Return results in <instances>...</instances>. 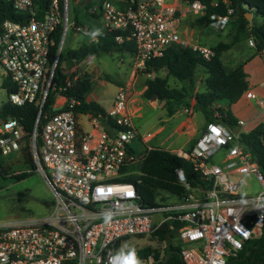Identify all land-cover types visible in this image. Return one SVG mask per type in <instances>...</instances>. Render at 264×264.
<instances>
[{"label":"built area","instance_id":"1","mask_svg":"<svg viewBox=\"0 0 264 264\" xmlns=\"http://www.w3.org/2000/svg\"><path fill=\"white\" fill-rule=\"evenodd\" d=\"M7 1L17 11H24L27 18L22 22L7 19L1 26L0 79L9 92L7 103H33L39 116L49 90L56 85L53 74L58 52L74 23L68 21L67 0H63L62 8L59 0H51L41 17L34 0ZM221 2L226 12H213L206 21L208 28L216 32L224 29L234 14L230 0ZM218 3L213 0L211 4ZM97 10L104 28L121 31L135 42L131 81L117 87L113 103L106 110L114 126L83 113L90 126L89 130L83 129L72 110L79 102L61 92L72 87L81 72L70 77L74 70L64 71L67 76L52 104L56 111L45 116L40 125L37 119L28 138L32 161L51 190L49 212L0 219V264H118L115 253L119 240L151 235L164 225L176 230L185 264H227L247 240L264 233V171L241 141L244 121L237 119L235 127L219 119L207 123L186 151L150 146L142 151L135 142L144 145L154 134L140 136L132 120L135 94L137 97L147 88L143 83L139 91L135 90L133 76L143 73L147 60L162 56L173 44L190 47L205 60L215 55L213 48L196 40L180 24L181 16L205 15L206 5L199 0H130L125 8H118L111 0H103L99 9L97 5L88 8L89 13ZM58 25L62 26L61 41L50 64L49 51ZM75 30H82V26ZM117 40L122 42V36ZM247 43L256 45L252 36ZM260 52L264 55V49ZM143 75L153 76L150 72ZM247 95L256 98L251 92ZM258 102L261 104L262 99ZM192 109L189 106L178 112L190 114ZM214 115L219 117V111ZM24 136L18 119L2 118L0 155L22 153ZM152 149L189 161L201 182L191 185L183 170L176 168L184 193H168L175 201H161L152 207L143 204L135 183L120 178L126 174L122 170L125 166L140 164ZM247 176L258 182V191L242 190Z\"/></svg>","mask_w":264,"mask_h":264},{"label":"trees","instance_id":"2","mask_svg":"<svg viewBox=\"0 0 264 264\" xmlns=\"http://www.w3.org/2000/svg\"><path fill=\"white\" fill-rule=\"evenodd\" d=\"M103 0H88L82 10V18L76 13L73 21V30L77 26L87 24L90 38L79 44L76 48H66L63 51L61 47L56 59L53 81L56 84L54 89L49 90L46 100L43 104L41 114L38 116V107L33 103L23 106L4 103L0 106V118H15L23 125L24 147L19 155L11 154L6 157H18L19 163L10 167H5L0 155V176L11 177L19 181L36 171L35 164L32 161L28 138L33 131L35 121L38 119L40 125L45 120V116L55 112L52 108L58 86L63 84L67 71L79 65L85 58L97 56L101 53L117 54L119 56L135 52V42L133 39H127L126 34L117 30H108L97 23L100 19V11L89 13L88 8L97 5L100 8ZM118 8H125L130 0H111ZM194 1V0H182ZM206 5L205 15L196 17L192 25L199 27H208L206 21L213 12L224 14L225 5L219 0L217 6L211 3L213 0H199ZM51 0H34L38 16L44 15L48 9ZM62 8L63 0H59ZM230 6L234 9V14L227 25L234 29L230 42L219 41L211 48L215 55L210 60L203 59L196 51L190 47L181 45H170L163 52L162 56L147 60L145 62L144 72L153 74L151 78H145L147 88L142 92L145 99L156 97L157 101L162 103V108L168 116L174 115L182 108L190 106L194 99L193 109L199 112L204 120V125L211 121L220 120L229 127L237 125V118L232 114L229 106L239 100L244 91L248 89L247 73L244 71L245 62L234 68H228L221 59L224 51L229 50L241 38L252 36L255 40V53L261 55L264 49V0H230ZM252 14L251 19L247 18V13ZM27 18L24 11H17L7 0H0V29L3 22L7 19L22 22ZM62 36V26L58 25L54 34V45L49 51V63L53 64L59 43ZM122 36L123 41L119 42L117 37ZM64 41V40H63ZM63 44V43H62ZM64 52V54H63ZM63 54V55H62ZM264 61V55H261ZM63 57V59H62ZM65 62V66L62 63ZM203 71L204 77L199 90H196V73ZM66 71V73L64 72ZM78 71L74 70L70 77L76 75ZM106 80L110 81L109 77ZM176 81V84H171ZM142 83V84H143ZM5 84H8L5 81ZM141 84V85H142ZM93 82L89 73L83 72L78 75L75 84L61 91L68 99H75L79 103L74 105L72 110L76 113H90L97 117L103 124L114 126L112 118L108 117L105 109L96 101H88L86 98L92 91ZM10 90V89H9ZM220 103V107H214V104ZM65 108L67 106L65 105ZM219 111V117L214 115ZM241 141L246 151L250 152L252 159L264 171V121L248 132L241 133ZM191 147V146H190ZM24 162V163H23ZM22 164H28L31 171H18L15 168ZM136 166L138 174L131 170L132 166H125L122 170L126 174L120 178V181L134 182L138 197L141 202L148 207L155 206L158 201H162L163 193L182 195L185 191L184 186L178 181L175 174L176 168H181L187 182L196 185L200 181L199 175L194 171L191 163L174 154L162 149L150 150L145 159ZM24 199V198H23ZM22 199V200H23ZM22 200H18L14 208H21ZM47 206L50 201H45ZM176 230H169L164 225L159 230L151 234L160 242H167L162 251L145 246L142 248L120 249V240L116 244V257H122L133 261H148L152 258L151 264H185L181 258V246L175 238ZM174 241V242H173ZM66 264H72L67 262ZM227 264H264V233L259 237L247 240L242 249L234 257H231Z\"/></svg>","mask_w":264,"mask_h":264},{"label":"rangeland","instance_id":"3","mask_svg":"<svg viewBox=\"0 0 264 264\" xmlns=\"http://www.w3.org/2000/svg\"><path fill=\"white\" fill-rule=\"evenodd\" d=\"M87 1L88 0H67L69 22L74 21V14L76 12L79 17L82 18V10H84ZM195 18V15L192 14L181 16L180 24L182 28L187 27L189 30L193 31L196 40L202 44L211 47L219 41H231L232 34L234 33L232 26L227 25L221 31L216 32L208 27L193 26L192 23ZM97 23L102 26L100 19ZM87 29V24L84 25L80 31L69 28L64 36L62 44L63 51H65L66 48H76L82 42L91 40ZM247 38H241L231 46L229 50L222 53L221 59L228 68H234L256 55L255 48L248 45ZM120 58L121 57L117 54L101 53L97 56L87 57L83 60L82 64L75 66L68 72L71 73V71L76 70L81 73H89L93 86L88 98L96 101L107 110L113 103L118 85L129 83L131 81L132 72L135 69L133 55L125 54L123 59ZM62 65L65 66V62H63ZM107 77L111 80H106ZM201 77H203V73L201 70H198L196 73V82H199ZM145 78L146 76L141 72L134 74L132 84L135 86V90L137 89V91H139V87L145 81ZM171 84H176V81H171ZM8 97V89L2 85L0 79V106L8 101ZM133 106L135 107L132 111L133 114H138V112L140 114L132 119L133 125L135 129H137L139 135L145 137L148 133L154 134V137L144 145L135 142L136 148L142 151H145L148 146L168 150L178 148L185 151L189 150L190 146L194 145L196 139L191 143H187L188 135L185 131L191 130L192 126H198L197 128L205 126L202 115L199 112H195L194 109H192L193 111L190 114L182 113L178 117L175 115L168 116L162 108V103L160 101L156 99H145L142 94H138L137 97L135 94ZM182 109H180L179 112H181ZM191 116L193 119L192 122L190 120L182 122L186 117ZM76 117L83 129L89 130L90 126L87 122V117L83 113H77ZM180 131L182 132L180 133ZM18 159V157L13 158L5 156L3 164L5 167H10L13 164H18ZM133 165H136V163L130 165L132 166L131 171L134 174H138L136 166L133 167ZM15 169V172H28L32 170L28 164L19 165ZM259 189V184L254 177H245L242 187L244 192L254 193ZM162 196L164 197L162 202L176 200L175 197H169L168 193H163ZM50 199L51 190L49 185L37 170H34L28 177L19 181L8 176H0V219L45 215L49 212V206L45 204V201H50ZM18 200H22L20 203L22 207L16 209L14 206L19 204ZM158 203H161V200L158 201ZM119 244L120 249H139L150 246L162 251L167 245V242H160L151 235H131L122 238ZM116 260L118 264H151V260L133 261L122 257H116Z\"/></svg>","mask_w":264,"mask_h":264},{"label":"crops","instance_id":"4","mask_svg":"<svg viewBox=\"0 0 264 264\" xmlns=\"http://www.w3.org/2000/svg\"><path fill=\"white\" fill-rule=\"evenodd\" d=\"M251 17H252V14L250 13L249 19H251ZM183 29L189 30L187 27ZM190 32L194 35L193 31L190 30ZM120 57H121L120 59H123L124 55ZM82 62L80 64H82ZM243 68H244V71L247 73L248 89L244 91V93L239 98V100L231 104L229 108L232 114L237 119H242L244 121V124L241 126V129L245 132H248L252 130L254 127H256L260 122L264 121V61H263L262 56L260 54H256L251 59L245 62ZM201 72L203 73V71ZM203 77H204V74H203ZM203 77H201L200 81L197 82L196 90H199L201 88V85H202L201 81ZM248 92L255 94L256 98L255 99L250 98L247 95ZM86 99L90 101L88 96ZM258 99H262L261 104H259ZM193 103H194V99H192V102L190 105L191 108H193L192 107ZM181 114L182 113L176 112L174 115L178 117ZM139 115L140 114L138 112V114H134L133 117H136ZM186 120H190L192 122L193 121L192 116L186 117L185 120H182V122ZM197 127L192 126L191 130L185 131L186 134L188 135L187 143H191L194 139H196L201 133L202 129L204 128V126L201 128H197ZM182 131H180V133Z\"/></svg>","mask_w":264,"mask_h":264},{"label":"water","instance_id":"5","mask_svg":"<svg viewBox=\"0 0 264 264\" xmlns=\"http://www.w3.org/2000/svg\"><path fill=\"white\" fill-rule=\"evenodd\" d=\"M249 16H250V12H248L247 13V18L249 19ZM61 47H62V45H61ZM61 47H60V49H61ZM59 52H60V50H59ZM59 52H58V54H59ZM152 99L154 100V99H156V97L154 96V97H152ZM2 122V118H0V123Z\"/></svg>","mask_w":264,"mask_h":264}]
</instances>
